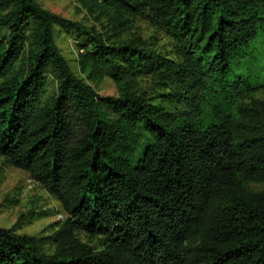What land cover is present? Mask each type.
<instances>
[{
  "label": "trees",
  "instance_id": "1",
  "mask_svg": "<svg viewBox=\"0 0 264 264\" xmlns=\"http://www.w3.org/2000/svg\"><path fill=\"white\" fill-rule=\"evenodd\" d=\"M101 2L147 12L178 57L0 0V156L65 212L40 237L0 225V264H264V0ZM155 71L174 83L161 101L133 84ZM104 74L117 95L86 79Z\"/></svg>",
  "mask_w": 264,
  "mask_h": 264
},
{
  "label": "rangeland",
  "instance_id": "2",
  "mask_svg": "<svg viewBox=\"0 0 264 264\" xmlns=\"http://www.w3.org/2000/svg\"><path fill=\"white\" fill-rule=\"evenodd\" d=\"M37 1L44 8L101 30L105 36H111L114 40L140 38L167 56L178 57L175 54L176 41L168 32L157 26L147 12L129 16L127 19H118L101 0ZM77 38V34L72 30L61 24L55 25L56 43L76 71L79 53ZM132 78L134 86L143 90L154 101H161L162 94L169 90L167 85L174 84L165 73L158 71L141 73ZM86 79L100 94L117 95L119 92L116 81L109 74H104L99 79ZM176 104L183 105V99L177 100ZM251 187L262 190L264 182L251 183ZM64 216L65 212L56 197L33 180L27 171L6 162L0 156V225L10 227L16 232L40 237L51 233ZM77 234L83 240H91L83 231Z\"/></svg>",
  "mask_w": 264,
  "mask_h": 264
}]
</instances>
